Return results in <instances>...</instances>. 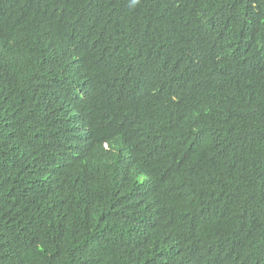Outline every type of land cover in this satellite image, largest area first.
Here are the masks:
<instances>
[{"label":"trees","instance_id":"16d2710c","mask_svg":"<svg viewBox=\"0 0 264 264\" xmlns=\"http://www.w3.org/2000/svg\"><path fill=\"white\" fill-rule=\"evenodd\" d=\"M0 264H264V0H0Z\"/></svg>","mask_w":264,"mask_h":264},{"label":"clouds","instance_id":"9594fccd","mask_svg":"<svg viewBox=\"0 0 264 264\" xmlns=\"http://www.w3.org/2000/svg\"><path fill=\"white\" fill-rule=\"evenodd\" d=\"M147 77H148V75H147ZM141 175H145V173H140Z\"/></svg>","mask_w":264,"mask_h":264}]
</instances>
